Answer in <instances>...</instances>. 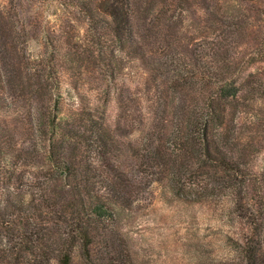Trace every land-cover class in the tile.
Wrapping results in <instances>:
<instances>
[{
	"label": "trees",
	"instance_id": "obj_1",
	"mask_svg": "<svg viewBox=\"0 0 264 264\" xmlns=\"http://www.w3.org/2000/svg\"><path fill=\"white\" fill-rule=\"evenodd\" d=\"M71 2L77 10L70 15L86 25L88 37L83 38L84 45L71 40L79 38L78 32L63 30L68 39L63 56L91 67L102 63L101 80L112 82L122 72L123 91L114 97L113 117L104 103L109 89L93 102L79 96V103L66 112L60 91H55L59 86L52 72L55 64L47 63L37 72L34 90L18 95L20 105L13 107L0 93V264H72L75 252L84 264H91L96 234L113 223L117 206L133 200L137 185L128 172L136 162L148 159L158 162L177 195L209 198L221 190L233 200L241 223V232L230 237L234 254L201 264H264V205L247 202L243 195L247 185L254 184L263 197L264 177L253 171L250 142L238 147L240 135L235 134L232 155L220 131L228 116L235 123L257 127L264 122L253 109L261 85L250 84L242 75L249 63L264 60V32L260 38L250 37L251 49L241 54L237 49L248 41L236 39L256 23L264 27V0H201L203 12L216 11L220 23L233 18V82L226 45L211 53L215 61L210 53L202 56L210 61L190 56L189 62L182 52L162 54L151 35L135 27L136 20L147 24L139 0ZM150 23L155 26V20ZM155 28L165 41L164 28ZM37 32L33 30L29 38L37 37ZM43 34L44 46H52L55 59L62 41ZM21 62L24 69L29 67L28 61L13 62L14 77L23 75ZM132 70L141 76L136 91L126 86ZM204 79L214 88L207 104L198 94ZM9 113L15 116L11 123L1 118ZM132 141L138 145L131 148ZM205 166L223 171L229 179L198 187L195 180L182 178Z\"/></svg>",
	"mask_w": 264,
	"mask_h": 264
},
{
	"label": "rangeland",
	"instance_id": "obj_2",
	"mask_svg": "<svg viewBox=\"0 0 264 264\" xmlns=\"http://www.w3.org/2000/svg\"><path fill=\"white\" fill-rule=\"evenodd\" d=\"M71 1L0 0V93H3L7 101L12 102L13 107L20 105L23 100L18 95L34 90L33 85L37 80V72H40L39 68L47 63H54L53 67L56 68L52 69V72L59 82V86L57 88L55 86V91H60L63 97L61 106L64 111L67 112L72 103L73 105L79 103V96L93 102L102 91L109 89L110 98L104 103L109 115L113 117L117 107L114 97L123 91L122 72H117L112 82L107 79L101 80L100 69L104 68L102 63L99 68L91 67L87 62L80 65L79 61L69 59L68 55L63 56L68 49L64 42L68 39L63 30H69L74 34L78 32L82 40L74 36L71 40H78L84 45L87 42L83 38L88 37L85 32L86 25L82 24L83 22L79 25L75 15H70L77 10ZM164 1L139 0L141 16H148L147 24L143 22V26L136 20V29L148 32L162 54L182 52L187 56L186 62H189L190 56L210 61L209 56L202 57L208 53L212 61H215L212 52H216L221 46L230 47L225 57L228 61L229 79L233 82V36L235 37L233 18L220 23L218 20L220 16L216 11L203 12L201 0H188L185 4L181 0H167L163 4ZM150 20H155L154 25H158L160 29L164 28L165 41L158 37L159 30L151 25ZM33 30L39 34L37 37L29 38ZM262 31L264 32V27L256 23L253 27L236 34V39L248 41L241 42L237 51L241 54L246 49L250 50L253 45L249 43L250 37L260 38ZM43 33L49 35V39L53 40L57 36L62 41L61 50L55 54V59L51 56L52 46L50 44L44 46ZM14 41L16 53L11 49ZM221 54L224 57V53ZM16 61L30 62L27 69H24L22 62L20 63V68L23 69L22 76H13V62ZM243 73L244 79L250 84L261 85L253 109L264 117V60L257 59L249 63ZM8 77L13 81L9 82ZM140 78L141 76L132 70L127 78V89L136 91L135 84ZM205 82L204 79L199 84L202 85V90L198 91V94L201 103L207 104V97L213 94L214 88ZM186 101L188 103L189 99ZM31 106H36L34 100ZM226 107L227 110L231 109ZM12 116V113L1 114V118L7 123L13 121L15 116ZM220 131L221 141L230 143L232 155L235 134L240 135L241 144H238V147L250 142L249 147L253 149V171L261 172L264 177V122L257 127L255 123H235L228 116L225 126ZM137 145L138 143L132 141L129 146L133 148ZM123 146H127V143L125 142ZM140 152H143L142 148ZM144 161L136 162L133 170L127 175L134 185H137L133 200L117 206L113 223L103 231V234H96L92 243L91 264H201L232 256L234 251L230 237L241 232V223L237 212H233L231 197L222 195L221 190L209 198L195 199L194 194L177 195L168 186L158 162L151 159ZM182 178L188 182L195 180L198 187L205 184L209 187L221 185V181L229 179L223 171L207 166L195 173H185ZM262 189L264 190V184ZM243 195L247 202L264 205V193L261 197L254 184L247 185ZM50 264L56 263L51 261ZM72 264H84L78 252L74 253Z\"/></svg>",
	"mask_w": 264,
	"mask_h": 264
}]
</instances>
